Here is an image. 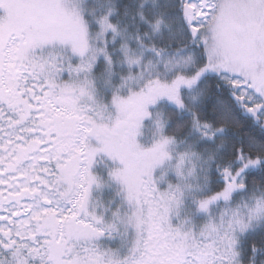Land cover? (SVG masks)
<instances>
[{"label": "snow or ice", "instance_id": "1", "mask_svg": "<svg viewBox=\"0 0 264 264\" xmlns=\"http://www.w3.org/2000/svg\"><path fill=\"white\" fill-rule=\"evenodd\" d=\"M0 264H264V0H0Z\"/></svg>", "mask_w": 264, "mask_h": 264}]
</instances>
